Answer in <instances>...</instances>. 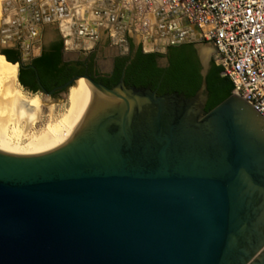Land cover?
<instances>
[{
	"label": "water",
	"instance_id": "obj_1",
	"mask_svg": "<svg viewBox=\"0 0 264 264\" xmlns=\"http://www.w3.org/2000/svg\"><path fill=\"white\" fill-rule=\"evenodd\" d=\"M33 1L28 25L49 21ZM199 43L190 97L84 75L42 91L82 77L88 102L57 147L0 150V264H264V118L236 93L205 111Z\"/></svg>",
	"mask_w": 264,
	"mask_h": 264
},
{
	"label": "built area",
	"instance_id": "obj_2",
	"mask_svg": "<svg viewBox=\"0 0 264 264\" xmlns=\"http://www.w3.org/2000/svg\"><path fill=\"white\" fill-rule=\"evenodd\" d=\"M38 1V8L44 5L51 20L74 13L73 3L70 12L66 0ZM79 2L82 16L73 19V44L81 46L88 40L93 45L101 28L115 46L126 48L128 38L133 37L144 53H163L174 41L212 40L217 50L211 57L230 80L232 94H238L264 118V0Z\"/></svg>",
	"mask_w": 264,
	"mask_h": 264
},
{
	"label": "bare ground",
	"instance_id": "obj_3",
	"mask_svg": "<svg viewBox=\"0 0 264 264\" xmlns=\"http://www.w3.org/2000/svg\"><path fill=\"white\" fill-rule=\"evenodd\" d=\"M32 1L23 0L22 6L20 0H3V5L0 0V16L3 10L8 12L2 17L3 22L0 24V43L20 46L24 58L29 57L33 51L37 53L41 47L40 31L43 22L28 25L29 13H20V8L26 9ZM6 2H9V5L4 8ZM77 15L78 13L69 14L65 19L60 20L64 32L62 35L67 38L65 48L68 54H74L79 47L84 49V46L86 48L91 46L89 42L82 43L81 46L73 44L70 35L75 24L73 19ZM2 57L0 58V150L11 154L32 155L57 147L71 134L84 113L88 102L86 79L82 77L76 79L68 89L66 108L63 111L54 113L53 109H50L46 121L39 124L41 104L39 97L34 95L29 98L23 94L16 86L18 64L13 63V66H10L6 63L5 56Z\"/></svg>",
	"mask_w": 264,
	"mask_h": 264
},
{
	"label": "flooded vegetation",
	"instance_id": "obj_4",
	"mask_svg": "<svg viewBox=\"0 0 264 264\" xmlns=\"http://www.w3.org/2000/svg\"><path fill=\"white\" fill-rule=\"evenodd\" d=\"M40 33L41 47L37 54L31 53L29 57L24 58L16 44V46L3 50L8 57L14 58L20 63L18 69L20 80L18 81L30 93H42L43 90L50 91L72 78L84 75L109 88L122 82L126 87H149L157 94H164L160 92L165 88L163 82L166 73L169 72L172 64L181 62L196 69L202 81L203 64L199 42L180 49L173 48L176 46H168L154 60L155 73L142 76L139 71L140 63L143 61L138 52L140 43L133 37H131L132 46L127 41L126 48H121L113 44L110 34L107 33L104 36H99L89 48H84L75 54H68L63 36L56 29L42 27ZM58 47H60L59 69L49 72L41 68L36 58L40 56L43 50L54 51ZM4 59L6 60V57ZM211 59L210 56L207 61L206 75L211 67ZM69 88L56 90L50 97L57 100ZM205 111L207 110L205 109Z\"/></svg>",
	"mask_w": 264,
	"mask_h": 264
},
{
	"label": "trees",
	"instance_id": "obj_5",
	"mask_svg": "<svg viewBox=\"0 0 264 264\" xmlns=\"http://www.w3.org/2000/svg\"><path fill=\"white\" fill-rule=\"evenodd\" d=\"M128 42L132 46L131 38H128ZM193 43H181L174 49H180L186 46H191ZM171 48V47H169ZM60 47L54 51L43 50L36 60L39 62L41 68L46 71L52 72L59 69L60 62ZM0 53V58L6 57V63L13 66V62L16 59L8 57L3 51ZM138 52L143 58L140 63L139 71L143 75L155 73L154 60L158 56L157 53H144L141 50V46L138 47ZM18 80H20L18 73ZM165 88L160 93H171L177 91L178 93H184L186 96H192L199 88L201 77L196 69L189 67L184 62L172 64L169 72L166 73L164 78ZM206 89L208 92L205 109L211 110L220 102L228 98L232 94V84L228 77L221 74L220 66L216 65L211 59V67L206 77ZM21 82V81H20ZM49 89V88H48Z\"/></svg>",
	"mask_w": 264,
	"mask_h": 264
},
{
	"label": "rangeland",
	"instance_id": "obj_6",
	"mask_svg": "<svg viewBox=\"0 0 264 264\" xmlns=\"http://www.w3.org/2000/svg\"><path fill=\"white\" fill-rule=\"evenodd\" d=\"M67 1V3H68V6H69V8H70V12H71V10H72V7H71V5H72V3H73V7H75V9H77L78 10V12H77V10H75L74 9V13L72 14V15H75V14H77L78 13V15L77 16H82L81 15V10H80V7L79 6H81L80 5V2H79V0H75L76 1V3H77V1H78V3L76 4V3H74L72 0H66ZM5 2V1H4ZM2 5H3V0H2ZM1 5V6H2ZM79 5V6H78ZM79 8V9H78ZM86 8V5H84V6H82V11H83V9H85ZM5 10H3L2 11V15L0 16L1 18H0V24L3 22V19H2V17L4 16V14H8V12L7 11H5ZM76 17V16H75ZM66 18V17H65ZM65 18H56V19H54V20H50V21H47V22H44V23H42L41 24V29H42V27H45L46 29H56L57 31H58V33H61V34H64V32H63V30H62V28H61V25H60V20L62 21V19H65ZM90 18H91V16H90ZM70 21H71V19H70ZM69 21V22H70ZM62 24V23H61ZM62 30V31H61ZM107 34V30L105 29V28H101L100 30H99V36L101 37V36H104V35H106ZM66 36H63V39L65 38ZM137 38V37H136ZM67 39V38H66ZM71 39H72V37H71ZM73 41V40H72ZM65 42H66V40H65ZM13 46H16L15 44H6V43H2V45H1V43H0V53H1V51H3L5 48H8V47H13ZM84 48H86L85 46H84ZM40 50V49H39ZM39 50L37 51V53L39 52ZM78 50L79 49H77V50H75V52H74V54L76 53V52H78ZM80 51V50H79ZM33 53L34 54H37L35 51H33ZM70 54H73V53H70ZM18 69H19V66H18ZM16 86L18 87V88H20V90L23 92V94L27 97H29V98H32L34 95H37L38 97H39V99H40V106H39V113H40V119H39V124H42V123H44L45 121H46V119H47V117L50 115V109H53V112L54 113H58L59 111L61 112V111H63L65 108H66V98H67V93H68V90H65L63 93H62V95L60 96V97H58V99L56 100V99H53L52 97H50V96H48V95H45V94H42V93H36V94H34V93H30L29 91H27L26 89H24L21 85H20V83H19V81H18V71H17V80H16ZM27 92V93H26ZM28 94V95H27ZM30 95V96H29Z\"/></svg>",
	"mask_w": 264,
	"mask_h": 264
},
{
	"label": "crops",
	"instance_id": "obj_7",
	"mask_svg": "<svg viewBox=\"0 0 264 264\" xmlns=\"http://www.w3.org/2000/svg\"><path fill=\"white\" fill-rule=\"evenodd\" d=\"M45 1H47V2H45ZM39 3H43V2H45V3H48V0H40V1H38ZM44 23V22H43ZM87 42H89L88 40H83V44H86ZM90 43V42H89Z\"/></svg>",
	"mask_w": 264,
	"mask_h": 264
}]
</instances>
